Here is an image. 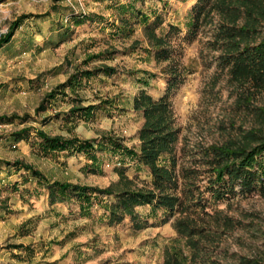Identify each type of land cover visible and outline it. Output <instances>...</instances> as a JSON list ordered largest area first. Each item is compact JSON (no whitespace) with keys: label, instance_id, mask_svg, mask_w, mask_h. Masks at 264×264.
<instances>
[{"label":"rangeland","instance_id":"374dc122","mask_svg":"<svg viewBox=\"0 0 264 264\" xmlns=\"http://www.w3.org/2000/svg\"><path fill=\"white\" fill-rule=\"evenodd\" d=\"M197 2H0V37L13 20L29 15L0 48V264H164L176 253L184 264H264V181L251 192L239 182L213 183L207 154L213 146L256 145L264 136V77L257 84L234 77L221 57L227 46L214 41L225 20L217 7L189 35ZM139 11L147 14L146 22ZM158 45L168 47L169 57L157 55ZM101 66L117 72L83 78L37 110L72 74ZM142 91L169 103L163 111L168 128L176 129L175 140L157 163L173 171V189L164 193L177 194L183 206L168 214L138 205L135 218L126 214L117 222L106 207L115 195L94 198L87 210L76 196L57 194L52 203L54 181L158 192L151 168L136 159L95 149L96 168L85 166L91 159L84 152L45 153L37 132L92 139L95 146L111 135L140 153L146 117L134 100ZM101 102L105 106L89 117L71 111ZM23 128L30 131L17 141L14 133Z\"/></svg>","mask_w":264,"mask_h":264},{"label":"trees","instance_id":"16d2710c","mask_svg":"<svg viewBox=\"0 0 264 264\" xmlns=\"http://www.w3.org/2000/svg\"><path fill=\"white\" fill-rule=\"evenodd\" d=\"M4 0H0L3 2ZM218 8L219 12L224 15L217 34H215L216 43L222 41V47L227 49L221 57L228 60L231 64L233 75L238 81H249L257 84L264 77V0H198L192 9V14L188 22L189 35H195L212 9ZM122 8V7H121ZM125 7L123 6V9ZM138 14L143 21H147V14L139 11ZM29 15L22 14L13 20L7 32L0 37V48L11 42L15 31L20 27L22 20L27 19ZM82 24V20H75ZM161 41H157L160 44ZM157 55L165 58L169 57L168 47L158 45ZM99 54L97 57L102 56ZM103 72L106 75H112L117 69L111 66H101L95 69L80 70L72 74L68 80L59 84L52 91L48 92L37 108L38 111L47 109V105L52 103L58 95L65 94L66 88H75L80 84L83 78H91L98 73ZM177 75V74H176ZM177 78V77H176ZM174 78L171 84H175L177 79ZM147 82V80H144ZM166 97L154 100L142 91L134 100L137 110H143L146 117L145 125L140 131L142 141L141 152L130 148L124 144L121 138L106 135L97 142L95 146L92 139H81L77 136L67 138L60 135H49L43 130H38L41 138V147L45 153L70 151L73 153H86L90 155L91 163L85 166L96 168L98 158L95 149L101 151H110L114 154L121 153L129 156L130 159H136L141 164L149 166L153 175V185L156 190H133L125 188L121 190L100 189L80 184L64 183L54 181L49 183V196L51 202H55L56 195L63 197L76 196L85 203L82 206L87 210L94 198H100V195H115L116 201L106 204L110 212L111 221H121L126 214L135 218V207L138 205H151L153 212L163 208L166 213L172 214L179 206H183V199L177 194H166L165 191L173 189L174 174L165 164L158 165V157L163 153L169 144L175 140L176 129H170L169 121L163 110L168 109L169 103ZM106 103H109L106 101ZM105 106L102 104H93L85 107L74 106L71 111L84 117L92 116L97 108ZM28 115L24 117L27 119ZM30 128H23L15 132V139L20 141L28 135ZM257 144L252 146L240 147H210L207 154L211 155L213 183L233 186L239 182L244 192H251L256 189L258 183L264 181V136L256 138ZM125 159H121V164ZM10 164V162H7ZM18 168L21 166L27 170H32L34 175L43 177V174L33 166L14 161ZM122 175L125 174L121 170ZM167 219V217H166ZM172 257V256H171ZM168 257L164 264H184L177 257Z\"/></svg>","mask_w":264,"mask_h":264},{"label":"crops","instance_id":"0c3cea01","mask_svg":"<svg viewBox=\"0 0 264 264\" xmlns=\"http://www.w3.org/2000/svg\"><path fill=\"white\" fill-rule=\"evenodd\" d=\"M0 168H2V166L0 165ZM11 172V169H8L6 172V175L9 174ZM19 173H21V171H19Z\"/></svg>","mask_w":264,"mask_h":264},{"label":"built area","instance_id":"2783aa9c","mask_svg":"<svg viewBox=\"0 0 264 264\" xmlns=\"http://www.w3.org/2000/svg\"><path fill=\"white\" fill-rule=\"evenodd\" d=\"M3 126H4V124L0 122V129H1Z\"/></svg>","mask_w":264,"mask_h":264}]
</instances>
